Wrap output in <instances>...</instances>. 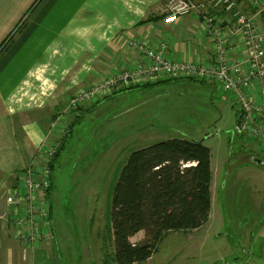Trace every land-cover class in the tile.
Segmentation results:
<instances>
[{
	"label": "rangeland",
	"instance_id": "rangeland-1",
	"mask_svg": "<svg viewBox=\"0 0 264 264\" xmlns=\"http://www.w3.org/2000/svg\"><path fill=\"white\" fill-rule=\"evenodd\" d=\"M235 114L215 81L189 78L121 89L80 109L45 191L51 225L44 242L53 245L54 263L115 264L111 195L126 158L184 138L210 150L207 221L167 233L149 258L133 264H264V166L243 159ZM142 237L140 231L131 241Z\"/></svg>",
	"mask_w": 264,
	"mask_h": 264
},
{
	"label": "crops",
	"instance_id": "crops-1",
	"mask_svg": "<svg viewBox=\"0 0 264 264\" xmlns=\"http://www.w3.org/2000/svg\"><path fill=\"white\" fill-rule=\"evenodd\" d=\"M168 1L0 0V264H55L53 245L25 246L14 237L3 192L27 167L42 164L40 146H50L75 123L74 110L67 109L72 93L141 62L128 46L131 39L164 43L171 60L211 52L196 11L163 21ZM235 1L255 12L251 0ZM216 15L230 20L224 12ZM255 20L264 32V15ZM241 142L243 159L263 166L256 144Z\"/></svg>",
	"mask_w": 264,
	"mask_h": 264
},
{
	"label": "built area",
	"instance_id": "built-area-1",
	"mask_svg": "<svg viewBox=\"0 0 264 264\" xmlns=\"http://www.w3.org/2000/svg\"><path fill=\"white\" fill-rule=\"evenodd\" d=\"M251 2L253 13L242 11L235 0H169L163 21L172 23L196 11L211 42V52L202 59L171 60L166 57L164 43L150 45L131 39L128 46L137 49L143 60L74 91L67 100V109L74 110L77 116L80 109L122 88L167 77L213 80L221 89L222 98L236 110L234 136L255 143L263 165L264 32L259 31L255 17L264 15V0ZM216 12L228 14L230 20L217 17ZM61 138L48 147L40 146L42 164L27 167L20 181L6 190L13 235L25 246L41 243L50 236L49 206L44 198L49 187L50 162Z\"/></svg>",
	"mask_w": 264,
	"mask_h": 264
},
{
	"label": "trees",
	"instance_id": "trees-1",
	"mask_svg": "<svg viewBox=\"0 0 264 264\" xmlns=\"http://www.w3.org/2000/svg\"><path fill=\"white\" fill-rule=\"evenodd\" d=\"M149 84L152 83L138 85ZM69 133L61 138L50 170ZM210 156L202 141L184 138L160 140L129 153L111 195L112 262L140 263L156 251L167 233L194 230L207 221L211 205ZM140 231L143 237L132 242L131 238Z\"/></svg>",
	"mask_w": 264,
	"mask_h": 264
},
{
	"label": "water",
	"instance_id": "water-1",
	"mask_svg": "<svg viewBox=\"0 0 264 264\" xmlns=\"http://www.w3.org/2000/svg\"><path fill=\"white\" fill-rule=\"evenodd\" d=\"M259 161H260L259 163L262 164V163H261V160H259Z\"/></svg>",
	"mask_w": 264,
	"mask_h": 264
}]
</instances>
